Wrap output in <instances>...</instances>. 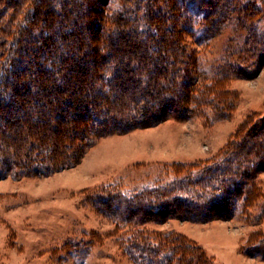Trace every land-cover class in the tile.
Listing matches in <instances>:
<instances>
[{"label":"trees","instance_id":"1","mask_svg":"<svg viewBox=\"0 0 264 264\" xmlns=\"http://www.w3.org/2000/svg\"><path fill=\"white\" fill-rule=\"evenodd\" d=\"M262 13L264 0H0V181L75 168L102 139L169 119H229L232 82L264 67ZM218 32L227 44L204 68L190 40ZM164 169L141 188L87 191L128 227L135 263L217 264L185 234L144 227L170 220L257 227L239 253L264 262V115L214 158Z\"/></svg>","mask_w":264,"mask_h":264},{"label":"rangeland","instance_id":"2","mask_svg":"<svg viewBox=\"0 0 264 264\" xmlns=\"http://www.w3.org/2000/svg\"><path fill=\"white\" fill-rule=\"evenodd\" d=\"M227 35L218 32L206 40L198 34V44L190 40L202 67L220 57ZM231 90L238 96L233 114L210 128L197 117L169 119L102 139L75 168L50 177L0 181V264H137L122 249L128 227L97 210L87 191L114 184L141 188L166 165L204 162L220 154L248 116L264 115V67L256 78L234 80ZM259 182L264 192V174ZM144 227L192 237L217 264H264L239 253L248 235L257 230L239 220L211 224L170 220Z\"/></svg>","mask_w":264,"mask_h":264},{"label":"crops","instance_id":"3","mask_svg":"<svg viewBox=\"0 0 264 264\" xmlns=\"http://www.w3.org/2000/svg\"><path fill=\"white\" fill-rule=\"evenodd\" d=\"M192 238V237H191ZM195 240V239H194ZM197 241V240H196ZM199 242V241H198ZM200 243V242H199ZM202 245V244H201ZM203 246V245H202ZM207 250V249H206ZM253 261H255V260H253Z\"/></svg>","mask_w":264,"mask_h":264}]
</instances>
